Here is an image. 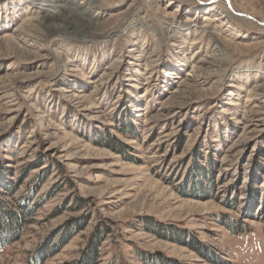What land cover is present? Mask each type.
Returning a JSON list of instances; mask_svg holds the SVG:
<instances>
[{"label":"rangeland","instance_id":"obj_1","mask_svg":"<svg viewBox=\"0 0 264 264\" xmlns=\"http://www.w3.org/2000/svg\"><path fill=\"white\" fill-rule=\"evenodd\" d=\"M99 1L0 0V264H264V0Z\"/></svg>","mask_w":264,"mask_h":264},{"label":"bare ground","instance_id":"obj_2","mask_svg":"<svg viewBox=\"0 0 264 264\" xmlns=\"http://www.w3.org/2000/svg\"><path fill=\"white\" fill-rule=\"evenodd\" d=\"M32 4L37 6L38 8H41L42 15L41 20L42 23L45 25V27L48 30H51V33L49 36H61L66 37L69 35V33L66 31L67 27L72 25H85L90 26L93 24V20L91 18H88L84 15V11H81V1L80 3H76V0H30ZM99 0H84L83 4H86V7H93L97 4H99ZM83 7V8H86ZM218 18H215L214 20L211 19L210 16H207L203 19V24L198 25L197 32L199 34L198 37H195V40H199L207 33V35H210V38H216L218 39V35L216 32L211 33V28H214L212 24L217 21ZM62 26V27H60ZM57 30H56V29ZM204 39V38H203ZM194 40V41H195ZM194 43V42H193ZM223 45H220V47ZM195 68V66H192Z\"/></svg>","mask_w":264,"mask_h":264},{"label":"trees","instance_id":"obj_3","mask_svg":"<svg viewBox=\"0 0 264 264\" xmlns=\"http://www.w3.org/2000/svg\"><path fill=\"white\" fill-rule=\"evenodd\" d=\"M10 183V182H9ZM5 186L6 185H4L3 187L5 188ZM7 186H9V185H7ZM6 186V187H7ZM9 188V187H8ZM8 188H6V189H8ZM1 209H3V208H0V225L2 224V223H4L5 225L6 224H10L11 223V220L14 218V217H16V219H17V221L16 222H18V221H20L21 220V214H22V216H23V211H19V212H10V211H5V213H2L1 212ZM2 211H4V209L2 210ZM7 214V215H6ZM2 215H5V217L7 218V219H10V221L8 222L7 221V219H6V222H4L3 221V217H2ZM2 222V223H1ZM95 236H96V234H95ZM96 253H97V242L96 243H94L93 244V246H91V251L89 250V254H87L86 255V257H85V263L87 262V264H93V262H94V260H95V257H96Z\"/></svg>","mask_w":264,"mask_h":264}]
</instances>
